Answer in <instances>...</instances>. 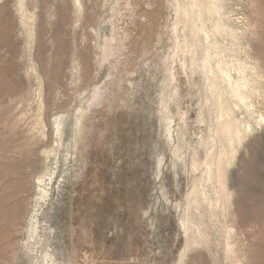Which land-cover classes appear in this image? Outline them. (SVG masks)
<instances>
[{
    "label": "rangeland",
    "instance_id": "obj_1",
    "mask_svg": "<svg viewBox=\"0 0 264 264\" xmlns=\"http://www.w3.org/2000/svg\"><path fill=\"white\" fill-rule=\"evenodd\" d=\"M0 264H264V0H0Z\"/></svg>",
    "mask_w": 264,
    "mask_h": 264
},
{
    "label": "bare ground",
    "instance_id": "obj_2",
    "mask_svg": "<svg viewBox=\"0 0 264 264\" xmlns=\"http://www.w3.org/2000/svg\"><path fill=\"white\" fill-rule=\"evenodd\" d=\"M225 71V70H224ZM238 87H239V85H238ZM234 90H236V89H234ZM237 92V95L236 96H240V97H243L242 95V92L241 91H235V93ZM235 95V94H234ZM39 177H42V176H39ZM39 180H41V178L39 179ZM50 180H51V178H50ZM40 182H42V181H40ZM26 188H27V186H26ZM23 190V189H22ZM22 193V192H21ZM45 195V194H44ZM47 198H48V196L47 195H45ZM44 196V197H45ZM17 209V208H16ZM20 209V208H19ZM71 209V208H70ZM18 211V210H17ZM83 212V211H82ZM71 214V213H70ZM74 216V209H73V212H72V217ZM73 223H74V221H73Z\"/></svg>",
    "mask_w": 264,
    "mask_h": 264
}]
</instances>
